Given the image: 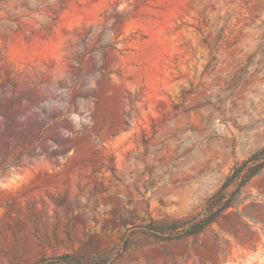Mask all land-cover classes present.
<instances>
[{
	"label": "rangeland",
	"instance_id": "1",
	"mask_svg": "<svg viewBox=\"0 0 264 264\" xmlns=\"http://www.w3.org/2000/svg\"><path fill=\"white\" fill-rule=\"evenodd\" d=\"M262 147L264 0H0V264H264V169L143 229Z\"/></svg>",
	"mask_w": 264,
	"mask_h": 264
},
{
	"label": "trees",
	"instance_id": "2",
	"mask_svg": "<svg viewBox=\"0 0 264 264\" xmlns=\"http://www.w3.org/2000/svg\"><path fill=\"white\" fill-rule=\"evenodd\" d=\"M120 18L121 15L119 14L115 16L109 14L105 20V25L108 27L106 30L111 32L113 23H117ZM263 169L264 147L232 168L219 190L207 200L205 209L200 215L174 222L151 221L143 229L147 234L162 241L198 234L216 221L226 210L231 208L234 205V200L239 190ZM126 248L123 247V251L127 250ZM50 260L53 261L52 264H83L81 263V258L70 254H61ZM45 262L47 261L41 260L35 264H47ZM92 262L105 264L101 256L93 258Z\"/></svg>",
	"mask_w": 264,
	"mask_h": 264
}]
</instances>
